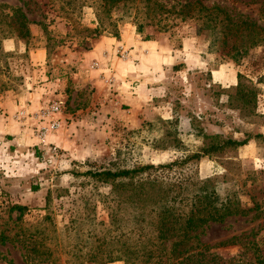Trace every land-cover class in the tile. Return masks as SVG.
Listing matches in <instances>:
<instances>
[{
  "label": "rangeland",
  "instance_id": "374dc122",
  "mask_svg": "<svg viewBox=\"0 0 264 264\" xmlns=\"http://www.w3.org/2000/svg\"><path fill=\"white\" fill-rule=\"evenodd\" d=\"M201 4L264 28V0H0V264H125L103 260L122 253L121 222L108 218L117 210L111 184L88 173L144 165L162 166L151 175L189 195L208 181L216 205L227 198L238 209L190 244L208 247L218 264H264V140L256 136H264V31L236 54L249 38L223 37ZM119 46L130 59L119 58ZM116 63L161 64L173 93L166 120L98 134L125 72ZM52 101L60 125L43 140L36 131L46 120L13 119ZM58 131L69 146L51 141ZM226 140L244 144L205 151Z\"/></svg>",
  "mask_w": 264,
  "mask_h": 264
},
{
  "label": "trees",
  "instance_id": "16d2710c",
  "mask_svg": "<svg viewBox=\"0 0 264 264\" xmlns=\"http://www.w3.org/2000/svg\"><path fill=\"white\" fill-rule=\"evenodd\" d=\"M200 10L206 12L205 16L210 15L209 19L225 30H219L223 37L238 35L239 41L249 38L250 43L241 42L236 48V54L244 53L254 46L259 33L264 31V28L255 27L254 22L248 23L240 17L231 16L216 5L207 7L201 4ZM20 16L14 23H19L22 27L25 21L24 16ZM10 18L13 22V15ZM12 22L9 24H13ZM256 136L264 140V136ZM243 144L244 141L226 140L212 148L206 147L205 151L210 152L227 146L237 148ZM160 167L162 166L144 165L131 169L88 173L90 178L96 181L111 184L110 196H113L117 210L116 213H108V218L110 224L121 222L118 227L121 229L119 238L122 253H106L103 260H123L125 264H218L216 256L208 252V247L200 242L195 243L197 246L190 244L192 234L205 225L221 223L224 217L236 214L238 209L233 207L227 198L224 202L221 201L219 206L216 205L214 191L205 186L208 181H203L198 191L191 195L182 183L163 185L150 173ZM125 215L129 216V221L133 224L127 229L124 225Z\"/></svg>",
  "mask_w": 264,
  "mask_h": 264
},
{
  "label": "crops",
  "instance_id": "0c3cea01",
  "mask_svg": "<svg viewBox=\"0 0 264 264\" xmlns=\"http://www.w3.org/2000/svg\"><path fill=\"white\" fill-rule=\"evenodd\" d=\"M41 57V53L32 55V59H35V61L41 60ZM137 58H140V56H137ZM115 65L121 69L124 68L125 72L121 74L117 73L119 85L116 87V94L111 95L115 99L116 105L109 97L111 99L109 101L110 106L103 108V114L96 120V125L101 128V132H98V134L105 133V129H109V127L111 128L114 125L119 126L122 131L124 128L127 131L140 128L145 120L158 119L156 116H159L162 120H166L169 115L167 112V102L173 93L165 86L166 81H163V78L167 74H164L161 64L157 65L158 67L152 64L150 68L148 67L149 69L144 68L142 64L134 66V63H116ZM155 79H160L161 86L151 85L149 87L148 82H153L152 80ZM130 83L133 84L132 87H130ZM2 106L4 112H10L9 115L15 113V111H12L13 109L4 105ZM40 106V103L32 104L31 108L38 109ZM4 112L3 114H5ZM1 124L0 128H3ZM7 125L12 124L9 123ZM50 138L60 148L69 146V143L62 138V134L59 131L54 133ZM68 150L71 152V148Z\"/></svg>",
  "mask_w": 264,
  "mask_h": 264
},
{
  "label": "built area",
  "instance_id": "2783aa9c",
  "mask_svg": "<svg viewBox=\"0 0 264 264\" xmlns=\"http://www.w3.org/2000/svg\"><path fill=\"white\" fill-rule=\"evenodd\" d=\"M116 53L119 55V58L122 61H127L128 59H130L129 51L127 49H124L122 46H119L116 49ZM93 66H97V64L93 63ZM103 78L106 85L108 86L112 85L114 77L111 74H107L106 76H103ZM59 111H60V105L57 102L52 101L49 103L48 106H46V108L39 110L31 117H29L24 110H21L18 112V114L13 116V119L15 121H21V122H24L26 119L32 117L36 120H46L47 122H45V125L40 126L36 131L37 136L43 140L44 137H46V135L49 132L59 127L60 120L57 117Z\"/></svg>",
  "mask_w": 264,
  "mask_h": 264
}]
</instances>
